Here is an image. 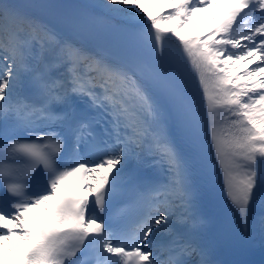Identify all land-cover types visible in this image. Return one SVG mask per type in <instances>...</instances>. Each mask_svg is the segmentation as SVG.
<instances>
[{"label": "snow or ice", "instance_id": "1", "mask_svg": "<svg viewBox=\"0 0 264 264\" xmlns=\"http://www.w3.org/2000/svg\"><path fill=\"white\" fill-rule=\"evenodd\" d=\"M215 2L169 0L152 15L141 0H104L143 26L148 46L113 59L0 0V264H219L197 194L213 165L247 233L264 192V0H225L204 33L180 34ZM62 23L92 31L87 13ZM166 43L176 46L167 59ZM96 114L110 126L99 143ZM134 158L155 172L129 177L110 220Z\"/></svg>", "mask_w": 264, "mask_h": 264}, {"label": "bare ground", "instance_id": "2", "mask_svg": "<svg viewBox=\"0 0 264 264\" xmlns=\"http://www.w3.org/2000/svg\"><path fill=\"white\" fill-rule=\"evenodd\" d=\"M156 9H159V8L157 7ZM161 9H162V10H166L167 7L164 6V5H162V6H161ZM200 15H201V13H200V12H197L194 16L196 17V19H198V17H200ZM203 17H204V16H202L201 18H203Z\"/></svg>", "mask_w": 264, "mask_h": 264}]
</instances>
